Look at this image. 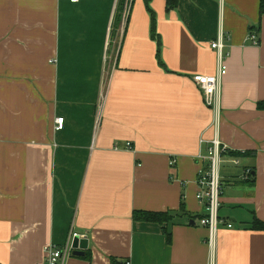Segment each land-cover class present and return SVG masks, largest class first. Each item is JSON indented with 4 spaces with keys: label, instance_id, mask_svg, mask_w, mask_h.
Segmentation results:
<instances>
[{
    "label": "crops",
    "instance_id": "crops-1",
    "mask_svg": "<svg viewBox=\"0 0 264 264\" xmlns=\"http://www.w3.org/2000/svg\"><path fill=\"white\" fill-rule=\"evenodd\" d=\"M118 3L0 0V264L42 263L71 232L89 244L65 264H210L197 154L214 136L231 148L214 264H264V230L252 226L264 222L260 0H152L167 69L145 0H125L119 19ZM220 30L216 131L193 78L217 73ZM136 210L172 219L135 221Z\"/></svg>",
    "mask_w": 264,
    "mask_h": 264
},
{
    "label": "built area",
    "instance_id": "built-area-1",
    "mask_svg": "<svg viewBox=\"0 0 264 264\" xmlns=\"http://www.w3.org/2000/svg\"><path fill=\"white\" fill-rule=\"evenodd\" d=\"M71 3H77L79 0H68ZM250 39L255 45L259 44L258 38L255 34L250 36ZM211 48L218 54V70L215 75H203L197 74L194 76L193 81L202 90L205 96V102L215 112L214 126L217 131L219 114L221 108V96H222V79L227 73L226 59L229 56V52L226 51L225 33L220 30L218 37L211 43ZM98 122V121H97ZM57 129H62L64 126V118L60 117L56 119ZM206 144L207 154H197V160L202 164L199 171L197 180L198 192L197 198L203 202L206 206V215L200 220L201 225L208 228L209 234L207 237V244L211 250V262L214 264V255L217 248V237L219 233V227L224 223L219 211L222 204L223 195V181L221 177V165L225 154L231 151V148L220 141L217 136L212 139H206L201 137L200 145ZM118 148V144L115 145ZM127 149H132L131 143H126ZM235 164H239L238 159H234ZM176 160L172 159L171 166L175 165ZM249 169L246 170V174L249 173ZM228 227H232V224H227ZM87 238L86 234L78 232H71L67 242L63 246L56 244H49L44 247L45 261L39 264H65L67 258H69L74 248V240ZM122 264H132L131 260L126 259Z\"/></svg>",
    "mask_w": 264,
    "mask_h": 264
},
{
    "label": "trees",
    "instance_id": "trees-1",
    "mask_svg": "<svg viewBox=\"0 0 264 264\" xmlns=\"http://www.w3.org/2000/svg\"><path fill=\"white\" fill-rule=\"evenodd\" d=\"M152 0H145L147 10L151 17V36L153 39L157 41V45L159 47L157 52V59L159 64L167 69L165 63L163 62L161 55H160V47H161V38L157 31V19L155 15L154 9L151 7ZM179 0H167V9H174L177 7ZM125 0H119L118 7H117V19L120 18V13L124 7ZM260 14L261 16L264 15V0H260ZM258 107L260 109H264V100L258 102ZM133 218L135 221L140 222H154L159 224H165L171 221L172 215L169 212H157V211H143V210H136L133 213ZM253 228L256 230H264V222L260 221L259 219L255 218V221L252 224ZM170 237V236H169Z\"/></svg>",
    "mask_w": 264,
    "mask_h": 264
},
{
    "label": "water",
    "instance_id": "water-1",
    "mask_svg": "<svg viewBox=\"0 0 264 264\" xmlns=\"http://www.w3.org/2000/svg\"><path fill=\"white\" fill-rule=\"evenodd\" d=\"M89 240L79 239L78 237L74 240V248L73 255L75 256H83L85 254V250L88 248Z\"/></svg>",
    "mask_w": 264,
    "mask_h": 264
}]
</instances>
